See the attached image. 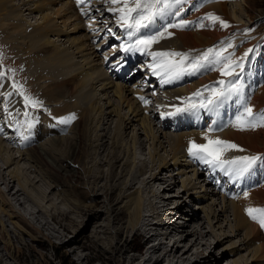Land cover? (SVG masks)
Listing matches in <instances>:
<instances>
[{
	"label": "bare ground",
	"instance_id": "6f19581e",
	"mask_svg": "<svg viewBox=\"0 0 264 264\" xmlns=\"http://www.w3.org/2000/svg\"><path fill=\"white\" fill-rule=\"evenodd\" d=\"M89 1L92 5H89ZM197 1L186 4L196 10L194 3ZM244 3L247 12L251 13L247 14L251 22L255 19L253 6L249 0H244ZM226 6L225 3L217 4L208 9L224 20L233 17L239 21L236 13H231ZM112 7L119 6L107 0H88L86 5H78L76 0H0V37L11 48H16L24 74L28 76L27 82L31 80L41 105L38 112L33 114V119L19 120V130L15 134H8L14 136L16 146L8 145L6 138L9 136H5L0 128V264H7L8 259L16 264L17 258L25 255L24 250H29L28 256L34 254V247H30L24 239L26 236L43 251L47 250L53 238L62 245L77 244L76 241H67L66 233L69 232L71 220L68 225L62 226V232L50 225L60 224V217L66 219L68 214L77 213L76 210L96 207L87 206L85 201L98 192L104 198L102 202L106 204L107 216L109 212L115 213L112 203L120 201L122 207L117 214L126 218L125 224L123 222L125 227L113 228L112 239L106 240L115 257L105 258L107 263L101 264H112L117 257L138 264H225L229 260L223 261L224 258L236 255L242 249H247L248 256L230 260L229 264H264V228L245 211L249 207L264 208V161H258L250 174L233 179L220 169L194 159L187 151L189 140L206 143L204 137L207 135L209 139L233 142L244 150H229L225 158L264 156V127L241 131L230 124L236 121L244 104L251 106L256 114L261 112L259 110L264 108V85L249 101L245 91L251 90L253 83L242 75L243 92L239 103L234 97L215 111L189 110L183 112V117L177 118L162 115L163 124L167 120L174 125L175 130L172 131L175 132L157 131L153 117L173 112L181 103L185 107L184 98L191 97L197 90L206 98L208 92L204 86L214 76H206L210 68L207 65L200 70L201 78L206 77L193 85H200L196 88L187 87L193 78V75L187 74L165 83L161 76L154 75L149 69L152 57L148 52L133 51L125 52L126 58L139 64L137 68L147 83L144 88L138 87L140 83L132 87L128 85L131 88L128 90L124 82H115L106 72L96 47L103 43L114 44L122 38L129 42L125 30L116 22L118 13L109 11ZM95 11L98 14L95 15ZM34 12L37 17H33ZM32 18L34 23L26 21ZM28 27H31L29 33L26 31ZM93 29L97 31L95 45L89 33ZM200 29H169L173 35L153 44L149 51H184L190 58L196 57L198 55L195 53L203 52L202 47L224 35L226 30L217 27L202 32ZM106 30L109 32L104 35ZM69 34L74 37L67 39L66 35ZM117 51L118 48L111 49V52ZM27 68L28 73L25 71ZM257 76L259 80L263 77L260 73ZM231 79L225 77L223 80ZM0 84L3 101L8 91L1 78ZM96 84L100 88L91 86ZM6 86L16 88L9 81ZM155 87L162 99L168 102L166 107L158 106L159 111L139 99L143 97L147 100L150 93L146 94V91ZM77 89L80 90L77 92ZM98 91L104 92L103 95L96 93ZM95 96L96 101L91 102ZM199 99L193 98V102ZM12 103L9 99L5 106ZM15 107L17 103L8 109L10 119L17 116ZM70 114L76 117L72 127V122H59ZM184 118H189V121L183 122ZM35 119H40V123ZM13 126L7 123L11 130ZM67 128L70 129L66 134ZM127 130L131 131L130 134ZM40 139L44 140L36 144ZM14 148L16 151H13ZM21 161L27 165H20ZM104 165L106 170L102 169ZM169 169H177L175 175L162 176L163 171L173 172ZM181 175H185L180 182L182 190L177 194H163L165 190L168 193L174 190ZM50 182L54 184L53 187ZM214 182H217L220 192L212 186ZM42 184L51 191L59 189V185L63 187L60 202L71 208L59 210L50 201L51 191H45ZM245 192L248 193L247 197ZM219 193L223 195L222 203L216 211L214 206L218 204L213 196ZM187 198H211L212 207H208V216L205 217L209 229L202 232L203 228L192 227L186 235L193 237V240L184 246L182 243L186 238L180 235L197 219L195 211L190 216L185 213L187 216L183 217V205ZM170 204L172 207H169ZM221 215L223 222H227L225 226H228V231L224 233L222 226L217 227L221 229L219 239L226 240L230 235L240 238L236 245L231 244V251L223 249L221 255H215L213 248L205 243L208 234L216 236L208 217L220 221L218 217ZM153 219L156 221L151 222ZM7 222L13 226L10 232L5 230ZM124 230L129 236H124ZM131 235L142 238L143 243L138 246V253L133 255L127 245ZM122 239L125 246L121 244ZM71 249V254L79 261L93 264L94 259L81 256L77 248Z\"/></svg>",
	"mask_w": 264,
	"mask_h": 264
},
{
	"label": "rangeland",
	"instance_id": "374dc122",
	"mask_svg": "<svg viewBox=\"0 0 264 264\" xmlns=\"http://www.w3.org/2000/svg\"><path fill=\"white\" fill-rule=\"evenodd\" d=\"M190 1H191V4L194 2V0H189V2ZM249 2L253 6L252 7L253 17L255 16V19L252 20L251 22H249V18L247 19V14H251V13L247 12V8L245 6L244 0H198L197 2L194 3L196 10L194 7H188L187 4L185 3L184 4L185 11L182 13L181 17H179L177 19L172 18L171 21H168V22L175 23V22H177L178 19H187L188 21L192 22L189 25V27H187L188 30H190L191 28H198V24H200V23H204L205 25H207L206 27L200 29V31H202V32H205V31H208L211 29L215 30L217 27H218V29H220L222 27L218 26L219 24L211 25L209 21L204 19V17L206 16L207 13H210L209 12L210 9H208V8L212 5L224 4V3L226 5H228V6H226L228 8V10L229 11L231 10L230 11L231 13L235 12L237 18H239L240 20L238 21L233 17H231L230 19L229 18L225 19L228 22L229 27H227L225 31L223 30L224 35L218 36L219 38L217 37L212 43H210L209 45H207L205 47H202L201 50H203V52H204L208 48H214V49L220 48L222 46H226V44L228 42H231L233 44V48L228 49L224 53V55L225 56L231 55V57L233 59H236V60H239L241 57H243L244 53L247 52L248 49L253 50L251 53H249V57L244 60L245 70L243 73L244 78H246V80L249 81L251 84L253 83L251 90L245 91V94L250 101L252 99V97L254 96V93L256 94V92H258L259 88L262 85H264V0H249ZM33 17H37L36 12L33 13ZM26 21H28L32 24V23H34V18L28 19ZM30 28L31 27H28L26 29L27 33L30 32V30H31ZM222 29H225V28H222ZM248 29H251V31H246ZM192 31L198 32V30H196V29H192ZM52 37H54V36H52ZM66 37H67V39L68 38L70 39V38H73L74 36L69 34V35H66ZM67 39H65V40H67ZM65 40H62V41H65ZM3 41L4 40L2 39V37H0V70L3 73V75H0V78L2 80H4V77L6 76L7 78H9V82L11 85L15 86L17 89L21 90L24 93V97L28 96V97H31L35 100H38L37 93H35L34 87L31 86V83H30L31 80L29 79V82H27L28 76H26L24 74V67L21 64V61L19 60L20 58H19V54L16 52L17 51L16 48H11V46L7 42H3ZM182 52H184V51H182ZM201 53L202 52L199 51L195 54L200 55ZM192 58H194V57H192ZM25 71L28 73V68ZM237 71H239V69H237ZM259 73L262 74V76H263L262 78H260V80L257 76ZM191 75H193L192 80L189 81L191 78L186 80V81H189V86H187V87H192L197 81H199V79H202L206 76H214V77L210 81L206 82L205 85H208L210 87L211 86H219L217 84V82L225 78V77H222L220 75V72L217 69V66H215V65H210L208 75H206L202 78H201V75H202L201 71H199L195 74H191ZM116 81H118V80H115V82ZM118 82H120V81H118ZM120 83H123V82H120ZM123 84H125V86L127 87L128 90L131 89L130 87H132V86H130V87L128 86L129 83L128 84L123 83ZM91 86L93 88L95 86L99 87V85H97V84L94 86L93 85H91ZM198 86H200V85L193 86V88H196ZM180 87H182V86H180ZM180 87H178V88H180ZM89 89H90V87H89ZM79 90L80 89H77V92ZM13 91H14V89H11L10 93H12ZM96 93L103 95L104 92L98 91ZM74 98L77 99V96H75ZM3 99L4 100L6 99L5 96ZM93 101H96V96L94 97V99L91 102H93ZM24 103H25V100H24ZM25 105L31 107L32 108L31 110L33 112L36 111V109H37V107L34 108L30 104L25 103ZM20 108L21 107H19V109ZM242 108L240 109L238 116L241 115V113L243 112ZM262 110H264V108L259 110V111H262ZM9 118H10V116H9ZM112 119L116 120V118L114 116H112ZM188 121H189V118L183 119V122H188ZM72 124H73V122L71 123V127H72ZM230 124L234 125L235 122L230 123ZM155 127H156V130L159 132L164 131L162 129H159L158 126H155ZM127 131H128V134H130L131 131H129V130H127ZM166 131L170 132V130H166ZM172 132H174V131H172ZM8 136H10V135H8ZM11 137L14 138V136H11ZM44 139H46V138H44ZM44 139H40V141H38L39 140L38 139L36 141L37 142L36 144H38V145L41 144ZM20 148L21 147H19V149ZM13 151H16L15 148L13 149ZM14 153H16V152H13V154ZM15 155H18V154L16 153ZM20 165H27V164H23V162L21 161ZM102 169L106 170L107 169L106 165H104V167ZM169 171H173V172L163 171L162 176H164V174L175 175L174 173H176L177 169H169ZM188 174H189L188 176H190V173H188ZM184 176L185 175H181V176H179L180 178L178 177V182L176 183V186L171 193H168L167 190H165V192H162V193L163 194L167 193V195L168 194L171 195V194H177V192L181 191L182 188H181L180 182L185 178ZM173 177L175 180L176 177L175 176H173ZM49 184L52 187L54 186V184H52V182H50ZM42 185H43V189H45V191H47V192L51 191L50 189L48 190V188H46L45 184H42ZM161 186H165V185H161ZM212 186H214L215 189L217 190V188H218L217 182H214L212 184ZM55 187H56V185H55ZM63 189L64 188L59 185V189H56V190L53 189L50 192L49 197H50V201L54 205H56L59 208V210L67 211L71 207L68 204H65V203L63 204V202H60L61 199L63 198V196H62V194H63L62 190ZM218 192H220V191H218ZM60 194H61V196H60ZM94 194L95 193H93V196L89 198V201H85V203L87 206L96 205V207L87 208L85 210L84 209L76 210L77 213L72 212L71 214H68V216H67L68 218L66 217V219H64L63 217H60V219H61L60 224L57 225L55 223H52L50 225L56 231L62 232V230H63L62 226L68 225L69 220H71V222H72L70 225L71 227L68 226L69 232L66 233L67 238H68L67 241H71V242L76 241L77 244L70 243L69 244L70 247H69L68 245L60 244L58 241H56V239L54 240V238H53L52 243L50 244V246L47 247V250L43 251V249L35 247L34 243L30 242L28 237L26 236V237H24V239L30 245V247H34V254L32 256H28L29 250H24L25 255L17 258L18 261H16L15 263L16 264H84L86 261H79L77 257H75L74 255L71 254V251H72L71 248L72 247H73V249L77 248V250L80 252L79 254L81 256H83V257L87 256L89 259H94L93 264H101V262L107 263V260H105V258L115 257V255H113L111 250L108 248V246L106 244V240L112 239L113 228L118 229V228H122V227L124 228L125 227L124 224H125L126 218H123V216L117 214L118 211L121 210L122 202H120V201L119 202H113L112 207L114 208L115 213L113 214V212L112 213L109 212L110 215L108 214V216H107L105 214L106 204L104 202H102L104 200L103 196H101L100 192H98V194H95V195ZM56 195H58L59 197ZM115 195H117V193ZM218 195L213 196V200H216V204H218V205L214 206V209L216 211L219 210V208L221 206V204H220V203H222L221 202L222 201L221 196H223L220 193ZM93 199H95V200H93ZM115 199H116V196L114 198V201H115ZM185 200H186V203L183 205V211H182L183 217H185L187 215L190 216V214L193 211H195V213L197 214V219L195 221H193L192 224L190 223V225H189L190 227L184 229L185 232L183 231L180 235L183 238H186V240H184V242L182 244L184 246H188L189 243L193 240V237L187 236L186 232L190 233V231L193 229L192 227H194L195 229L203 228V229H201V231L203 230L202 232H205L206 230L209 229L208 224L206 223L205 217L208 216V213H207L208 207H209V209L212 207L211 206L212 200H211V198H208L205 200H193V199L187 198ZM97 203H98V206H97ZM169 207H172V204H170ZM185 213L187 215H185ZM223 218L224 217L221 215L218 217V219L220 221H217L214 218L208 217V221L209 222L211 221V226L213 227V231H214L213 235L216 233L215 234L216 236L214 235L216 238L212 237L211 235L208 234V236L206 238L207 241H205V243L209 244L211 249L213 248L212 251L214 252L215 255H217V254L221 255L223 249H227L226 250L227 252L231 251L232 250L231 244L235 243V245H236V243H238V239L240 238L239 236L233 237L228 232L231 237L227 238L226 240L219 239V233H220L221 229H218L217 227L222 226V231H224V233H227V231H228V229H227L228 226H225L227 224V222H223L224 221ZM5 219H6V217H5ZM155 221H156L155 219L151 220V222H155ZM123 222H124V224H123ZM154 227H156V226H154ZM11 229L13 230L12 224L7 222L5 230L10 232ZM97 232H99V233H97ZM123 232H124V236H129V234H126V230H124ZM218 240H221L222 242L217 244ZM121 244H123L124 246L126 244L123 239L121 240ZM142 244H143L142 238L138 239L134 235H131L129 240H128V243H127L128 247H130V249H131L130 254L131 255L137 254L139 251L138 246L142 245ZM73 245H76V246H73ZM0 246H2V245H0ZM214 246H216V247H214ZM203 247H205V246H203ZM207 250H209V249H207ZM247 256H248L247 249H242L240 252H237L236 255L231 254L230 256H228V258H224L223 261H226L227 259L229 261L230 260H240L241 257L246 258ZM96 259H98V260H96ZM116 259H117V261L112 263V264H138V263H130L127 259L122 261L119 257H117ZM229 261L225 262V264H229ZM7 264H14V263L12 260L8 259Z\"/></svg>",
	"mask_w": 264,
	"mask_h": 264
},
{
	"label": "snow or ice",
	"instance_id": "6c2138e0",
	"mask_svg": "<svg viewBox=\"0 0 264 264\" xmlns=\"http://www.w3.org/2000/svg\"><path fill=\"white\" fill-rule=\"evenodd\" d=\"M78 5H86L88 0H76ZM113 5L119 7L109 8V11L118 13L117 24L125 30L128 43L122 44L121 50L125 52L139 51L148 52L152 57V63L148 65L154 75L161 76L163 82L167 83L172 80L180 79L184 75H191L199 72L207 65H215L222 77H232L233 79L217 82L219 86H204V90L208 92V96L203 98L202 92L197 90L192 93L191 97L184 98L185 107H175L173 112L162 115L174 116L179 113L189 110L206 109L215 111L225 101L237 98L236 102H240V97L243 92V84L241 77L245 70L244 60L249 57V53L253 50L248 49L244 56L239 60L233 59L231 55L225 56L224 53L233 48V44L228 42L226 46L220 48H208L200 55L191 58L188 53L178 51H149L153 44L158 43L165 37L173 35L169 29L179 28L185 29L192 23L187 19H178L177 22L160 23L162 21H171L172 18L181 17L185 11L183 5L189 0H107ZM211 25L219 24L222 28L229 27L226 20L220 16L207 13L204 17ZM160 23L162 31H157L156 34H146L143 30L151 29L154 25ZM207 25L204 23L198 24V27L204 28ZM111 31V29H109ZM246 31H251L248 29ZM239 69V71H237ZM3 75V73H0ZM193 98H200L198 102H193ZM142 100L144 104L149 101ZM25 103L32 107H40V103L28 96L24 97ZM74 114L61 118L60 123H71L75 119ZM238 130H255L258 127H264V110L259 114L254 113L253 108L247 104L243 105V112L237 116L233 125ZM204 139L206 143H196L194 140L188 142V154L194 159L208 164L214 168H218L233 179L243 178L246 174H250L258 161H264V156L260 155H243L232 158H225V153L229 150L244 151L237 144L219 138L209 139L206 135ZM247 197L248 193H244ZM246 214L257 222L261 228H264V208L249 207L245 209Z\"/></svg>",
	"mask_w": 264,
	"mask_h": 264
}]
</instances>
